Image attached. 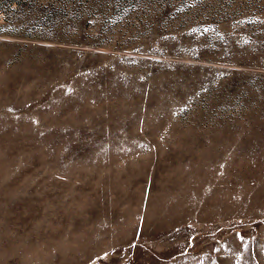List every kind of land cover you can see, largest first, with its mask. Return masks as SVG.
<instances>
[{
    "label": "rangeland",
    "instance_id": "374dc122",
    "mask_svg": "<svg viewBox=\"0 0 264 264\" xmlns=\"http://www.w3.org/2000/svg\"><path fill=\"white\" fill-rule=\"evenodd\" d=\"M0 264H264V0H0Z\"/></svg>",
    "mask_w": 264,
    "mask_h": 264
}]
</instances>
